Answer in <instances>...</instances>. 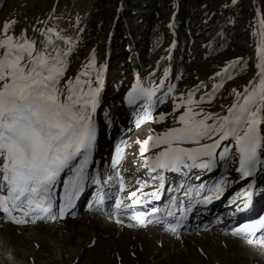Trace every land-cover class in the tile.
<instances>
[{
	"label": "rangeland",
	"instance_id": "374dc122",
	"mask_svg": "<svg viewBox=\"0 0 264 264\" xmlns=\"http://www.w3.org/2000/svg\"><path fill=\"white\" fill-rule=\"evenodd\" d=\"M94 1L0 0V31L6 22L15 21L9 29L10 35L17 39L29 38L36 42L37 47L51 40L54 48L68 52L61 84L68 78L74 80L78 74L87 72L81 79L91 81L96 101L95 108L89 106L88 112L96 128V142L84 169L83 191L73 198V206L63 217L59 215V209L66 204V193L60 184L53 191L54 217L46 215L44 220L35 223L27 218L28 223L18 225L0 211V264H264V243L253 244L235 238L237 236L231 232L237 225L229 229L230 222L225 223L222 229L214 224L207 231H183V225L179 224L173 232L161 224H144V218L142 222L135 223V228L126 229L118 225L111 213L113 199L120 190L122 198L132 196L137 199V204L163 203L166 198L161 196L154 177L141 174L147 167L144 168L142 160L149 163L147 157L154 160V154L160 151L158 148L142 151L143 142L148 137L154 132L180 127L178 117L190 115L189 108L201 116L211 114L212 118L207 123L212 124L236 102L233 90L244 92L254 84L259 88L261 77L257 65L264 59L261 57V53L264 55V27L252 0H246V5L240 9L235 8L237 0H203L201 3L188 0L190 12L199 9L200 16L196 25L193 22L189 24L188 20L184 31V28L176 27L181 0H160L161 4L167 3L170 11L166 19L156 15L148 29L142 23L146 30L143 34L137 33L134 18H147L148 12L133 7V21L126 23L124 9L128 8L127 1L117 0L119 4L107 21L102 17L114 9L113 0L104 6L93 5ZM139 1L134 0L135 5ZM213 16L229 24L238 20L232 27L234 34H220L221 30H217L210 21ZM119 19L126 28L122 31L123 36L130 38L134 45L126 44L128 57L124 63L122 60L113 61L117 50L113 46L114 36H120L117 30ZM136 22L140 25L139 21ZM219 35L220 42L216 43L213 39ZM142 44L146 45L144 52L140 50ZM178 54L179 63L171 64ZM93 58L94 66L89 68ZM111 71L118 75L117 87L126 89L121 100L116 102L108 98V94L113 93H108ZM165 81L168 91L157 99L156 90ZM84 87L87 91V85ZM140 88L154 90L155 94L150 100L137 99L129 103L130 96ZM189 94L194 101L192 104H188ZM200 97L205 98L203 102H200ZM178 104L181 105L179 108ZM149 105L154 106L150 108ZM129 106L137 108L136 115L125 108ZM261 109L264 120V103ZM161 113L165 114L164 121L155 122ZM115 126L118 127V140L115 139ZM102 127L105 128V137ZM258 131L264 136V122ZM206 142L210 143L207 139L201 141ZM225 144L229 149L227 160L221 171L216 170V179L234 185L238 178V152L234 139L221 141L215 152ZM184 145L195 147L193 144ZM61 179L66 180L67 177L62 174ZM206 179L214 180L212 177ZM94 188L97 189L94 191ZM228 189H232L231 192L224 190L221 194H226L228 200L235 198L237 193H246L241 185ZM105 198L106 205L103 203ZM184 199L177 205L181 207ZM98 202H101V208L96 210ZM93 205L96 211L91 208ZM156 207L158 217L169 209L166 205ZM173 208L172 205L171 210ZM217 208L220 218H225L229 212L226 204ZM153 212L146 214L147 219H153ZM13 214L20 215L18 212Z\"/></svg>",
	"mask_w": 264,
	"mask_h": 264
},
{
	"label": "snow or ice",
	"instance_id": "6c2138e0",
	"mask_svg": "<svg viewBox=\"0 0 264 264\" xmlns=\"http://www.w3.org/2000/svg\"><path fill=\"white\" fill-rule=\"evenodd\" d=\"M12 24L15 21L6 22L0 31V211L19 225L28 223L27 218L35 223L46 215L54 217L53 191L57 184L66 193V204L59 209L61 217L73 206V198L83 191L84 169L96 142V128L88 112L89 106L95 108L96 101L91 81L81 79L87 72L61 84L68 52L54 48L51 40L37 47L29 38L17 39L9 34ZM93 66L94 58L88 67ZM257 67L259 88L254 84L244 92L233 90L236 102L212 124L207 123L211 114L201 116L189 108L190 115L178 117L180 127L148 137L142 151L160 149L154 154L152 170L158 167L179 171L181 167L197 166L208 169L214 155L221 160L226 158L228 147L218 154L214 150L229 138L234 139L238 152L237 171L247 177L258 168L264 170V136L258 131L264 122V59ZM154 94V90L140 88L130 96L129 103L150 100ZM204 99L200 97V102ZM192 103L189 94L188 104ZM164 119L165 114L161 113L155 122ZM205 139L211 143L202 144ZM184 144L197 146L181 147ZM147 159L152 161L153 157ZM69 172L73 175L69 176ZM62 174L66 180L61 179ZM152 217L159 219L155 212ZM179 224L177 220L168 227L175 232ZM252 227L244 225L233 235L246 236Z\"/></svg>",
	"mask_w": 264,
	"mask_h": 264
},
{
	"label": "trees",
	"instance_id": "16d2710c",
	"mask_svg": "<svg viewBox=\"0 0 264 264\" xmlns=\"http://www.w3.org/2000/svg\"><path fill=\"white\" fill-rule=\"evenodd\" d=\"M3 1H6V0H3ZM107 1H110V0H95L93 5L95 6H100L101 4H103V6L105 5V3ZM127 1V6L128 8L127 9H124V17H125V22H131L133 21L132 17H133V7H137L138 9H140L141 11H144V12H148V16L147 18H142L140 16V20L134 18V23L135 25L138 26V34L140 33H144V28H143V25L142 23L145 24V27L148 29V25L151 24L152 20L156 17V15H158L159 17H162V19H166V15L168 14V12L170 11V8H167V3L164 4V2H162L161 4V1L160 0H140L138 5H135V2L134 0H126ZM147 1V3L145 2ZM149 1V2H148ZM194 1H197L199 3H201L203 0H194ZM206 1V0H205ZM238 3L236 4V7L237 9H240L241 7H243L244 5H246V0H237ZM257 3H258V8H259V11L263 17V22H264V0H256ZM114 2V9L110 10L109 13H105L104 14V17H102L103 19H107V21H109L112 16H113V12L115 10V7L118 6V2L117 0H113ZM189 1L188 0H181L180 1V8H179V12L177 14V17H176V27H180V28H184L186 27V24L188 22V20L190 21V23H194L195 25L198 23V19H199V12L200 10L198 9H195V11H192L193 13H191L190 11V7H189ZM135 16V15H134ZM234 15H230V17ZM95 17V16H94ZM92 17V19L94 18ZM164 17V18H163ZM211 18V17H210ZM136 21H139L140 22V25H138V22ZM213 23V25H216L217 26V30H221V33L220 34H225L226 35H233V31L234 29H232V27H234V25H237L238 23V20H235V23L234 24H229L228 21H224L222 22V20H218V19H215V16H213L211 18V20ZM93 22V20L91 21ZM124 22V23H125ZM108 23V22H107ZM133 25V24H132ZM213 27V26H211ZM210 27V28H211ZM126 29L123 27V23H122V20L119 19L118 21V24H117V30H118V34L120 35L119 37H117L116 35L114 36V43H113V46L116 47V56H115V59L113 60L114 62H117V61H121V63H124L123 61L126 60V58L128 57V52L126 51L125 47H126V44L129 43L130 46H134L130 40V38L126 37V36H123V30ZM185 30V28L183 29V31ZM222 36V35H221ZM220 35L218 37H216L215 40L216 43H219L220 42ZM183 38L186 39V37L184 36ZM184 40V39H183ZM182 40V41H183ZM222 40V39H221ZM181 41V43H182ZM141 51L144 52L145 50V47L146 45L142 44L141 46ZM180 50H182V53H183V47L182 45L180 46ZM115 51V50H114ZM181 57V55H180ZM179 54L174 57V60H172L171 64H177L179 63ZM112 61V62H113ZM110 76L112 79H110V85H109V88L110 90L108 91V93L110 91H113V93H110L108 94L109 95V99L110 101H114L116 102L117 100H121L122 96H124V93H125V88L123 86H120V87H117L118 86V81H117V78H118V75L116 74H113L112 71L110 72ZM108 80V79H107ZM122 83V82H121ZM116 87H114L115 85ZM114 85V86H112ZM106 111H104L103 113H105ZM102 116H104V114H102Z\"/></svg>",
	"mask_w": 264,
	"mask_h": 264
},
{
	"label": "bare ground",
	"instance_id": "6f19581e",
	"mask_svg": "<svg viewBox=\"0 0 264 264\" xmlns=\"http://www.w3.org/2000/svg\"><path fill=\"white\" fill-rule=\"evenodd\" d=\"M211 143V142H210ZM181 147H191V146H181ZM196 147V146H195ZM121 211V209H118V212H120ZM235 218H236V216L234 215L233 217H231V219L230 220H224L223 222H220L219 223V227L222 229V226L225 224V223H227V222H231V221H236L235 220ZM132 220H126V221H124V222H122L123 223V225L126 227V228H129L131 225H132ZM236 222H238V221H236ZM224 230H226V229H224Z\"/></svg>",
	"mask_w": 264,
	"mask_h": 264
},
{
	"label": "water",
	"instance_id": "95a60500",
	"mask_svg": "<svg viewBox=\"0 0 264 264\" xmlns=\"http://www.w3.org/2000/svg\"><path fill=\"white\" fill-rule=\"evenodd\" d=\"M252 5L254 6L255 10H258V3L256 0H252Z\"/></svg>",
	"mask_w": 264,
	"mask_h": 264
}]
</instances>
